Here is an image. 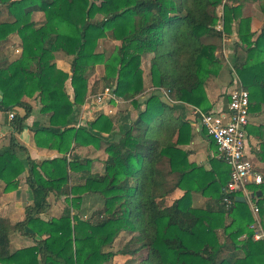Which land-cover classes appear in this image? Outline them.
I'll return each mask as SVG.
<instances>
[{"label":"trees","instance_id":"16d2710c","mask_svg":"<svg viewBox=\"0 0 264 264\" xmlns=\"http://www.w3.org/2000/svg\"><path fill=\"white\" fill-rule=\"evenodd\" d=\"M240 1L0 0V46L17 36L21 47L16 60L0 67V112L6 118L13 113L8 143L0 147V184L5 193L17 190L27 169L32 199L22 221L0 218V264H104L114 255L128 258L127 264H264V240H253L247 203L236 201L238 194L229 207L223 204L227 165L214 157L207 170L190 162L184 149L193 134L183 106L213 112L207 86L223 70L214 53L224 34L234 31L238 39L232 63L249 94V113L264 104V24L257 35L251 33ZM220 21L223 29L217 31ZM106 37L120 43L109 55L97 51ZM57 52L72 57L70 74L57 68ZM148 55L151 86L167 91L174 103L158 92L140 99L141 61ZM97 65L104 67V86L134 110L122 132L116 133L114 120L104 114L73 125L87 98L88 74ZM232 85L231 79L229 90ZM25 98L35 99L38 114L48 120L47 127L30 128L35 146L59 156L32 160L15 139L33 112ZM102 135L112 137L104 142ZM208 144L216 154L211 138ZM103 145V175L90 172L91 160L69 157L75 147ZM75 174L82 184L72 183ZM248 188L255 196L263 190ZM176 190L181 197L164 204ZM193 193L208 200L205 208L193 207ZM89 194L102 205L90 219L72 214L69 206L57 218H43L50 196H71L79 209ZM263 203L257 198L261 219ZM121 232L128 241L117 253L107 252ZM12 234L32 244L11 251ZM233 251L237 258H225Z\"/></svg>","mask_w":264,"mask_h":264},{"label":"crops","instance_id":"0c3cea01","mask_svg":"<svg viewBox=\"0 0 264 264\" xmlns=\"http://www.w3.org/2000/svg\"><path fill=\"white\" fill-rule=\"evenodd\" d=\"M18 37L12 36L9 38V40L5 43H3L0 46V51L2 52L1 55L5 57V61L0 63V67L3 66V64L11 63L14 60H16L20 54H21V48L18 44ZM55 64L58 69L64 71L65 73L70 74V65L68 63V59L66 56H64L63 53L57 52L55 53ZM211 86V85H210ZM208 86V98L210 99L211 103L213 104L212 111L217 112H225L228 107L229 102V96L228 92L229 89L227 88L225 92H223L224 96H221L218 91L211 92L212 87ZM215 86V85H213ZM68 94L71 96L70 89L68 90ZM2 96L0 93V100ZM32 108L33 112L30 118L26 121L25 125L26 127L20 134H14L15 139L17 142L26 149L27 155L32 160L41 161L44 159H51L54 157L59 156V154L54 150H49L45 148H37L34 143L33 139V132L31 131V127L34 125V123H39L43 127L48 126V120L46 116L39 115L38 106L36 105L35 99H24ZM192 109L193 107L185 105L183 106V113L182 117L185 120L192 121L191 127H192V134L193 139L192 141L184 147L186 151L189 153V161L194 162L195 164L199 166L205 167L207 170H210V159L216 157L215 149L208 144V137L202 132L201 128L195 124L196 122H193L192 117ZM18 113H22L20 109L15 110ZM91 113V111H89ZM130 115L121 116L117 120L115 131L122 132L125 128L126 120L129 121L131 119H134L135 113L133 115V112H130ZM90 115H86V118H90ZM112 118V117H111ZM126 119V120H125ZM9 118H6L5 115H3L0 112V147L5 146L8 143V137L11 133V128L9 125ZM89 121L91 119H88ZM246 132V154L251 159V161L254 164V168L257 174H259L262 178V184L256 185L262 186L264 192V104L261 105L260 109L256 112H250L249 113V123L248 126L245 129ZM112 135H102V138L104 139V142L107 140H110ZM82 152L89 154V159L93 160V165H102V162L98 159H101V155H104V152L102 148L97 149L92 146L88 147H80V148H74L73 154H81ZM22 160L26 159V154L19 152ZM217 158V157H216ZM218 159V158H217ZM28 176V170L24 172V174L21 175L19 182L20 187L16 192H12L9 194H1L0 193V218H4L10 221L11 224H15L19 221H22L25 218V208L27 206L32 205V199H31V191L26 184V178ZM254 185V184H251ZM182 191L176 190L171 195H169L164 202L168 200L167 204L171 203V200L169 197L176 196L174 199H177L181 197ZM180 194V195H176ZM63 197L57 198L54 196L49 197V203L50 208L47 211V213L43 216L44 219H47L49 212L51 210V207L53 206V210L57 209L56 204L60 205L61 200ZM172 199V200H174ZM263 199V198H262ZM54 201V202H52ZM208 200L205 197H202L199 193H193L192 194V205L195 208H205L206 202ZM25 202V203H24ZM54 204V205H53ZM250 210V209H249ZM251 213V210H250ZM252 214V213H251ZM52 218L59 217L60 213L59 211L55 210L52 214ZM262 226L264 227V218L261 219ZM229 223V219H225V224ZM216 233L220 237L221 241L223 240V229L218 228L216 230ZM19 238V237H17ZM20 238H22L20 236ZM244 238V236L242 237ZM240 254V253H239ZM238 254L237 251L233 252H226L225 258L235 259L237 258Z\"/></svg>","mask_w":264,"mask_h":264},{"label":"rangeland","instance_id":"374dc122","mask_svg":"<svg viewBox=\"0 0 264 264\" xmlns=\"http://www.w3.org/2000/svg\"><path fill=\"white\" fill-rule=\"evenodd\" d=\"M240 7H241V17L244 18H249L250 19V32L253 33L254 35H257L263 24H264V13L261 11L260 5L263 4L262 0H241L240 2ZM235 4L234 6H236ZM99 18V17H98ZM222 23V21H220ZM219 25V23L217 24ZM217 27V26H216ZM233 30V29H232ZM238 39L236 37L235 32L233 31L232 34H224L222 39L220 41H216L217 49L214 53L216 58L219 60L220 64L223 66V70H221L220 75L213 79L212 81L209 82L208 86L212 87L211 92L218 91V93L221 96L223 95V92L228 88L229 82L232 79V71L230 68L233 67V54L235 52V42H237ZM19 42V39H18ZM98 52H105V54L109 55L114 51V49L119 46V42L113 40L110 37H106L104 39H101L98 42ZM19 44V43H18ZM20 46V44H19ZM21 48V47H20ZM1 52V51H0ZM2 53V52H1ZM66 56V55H64ZM68 59V63L70 65L72 57L66 56ZM151 56H144L141 61V69L143 71V80H144V91L141 94L140 99H144L151 95L152 93L158 92L157 89L151 86L150 80H149V62H150ZM105 75L104 72V67L102 65H97L94 68V71L90 74H88L89 80H88V94L87 98L85 100L84 105L79 109V112L77 114V123H74L73 125L76 127V125H84L87 124L94 119L100 114H104L108 117H112V119L115 122V128L117 124V120L121 116H126L130 115V112H133L134 115V110L132 108V105L130 101H124L118 97L115 99L110 98V94H106L105 90L107 87L104 86V83L102 82V78ZM215 85V86H213ZM207 86V87H208ZM110 89V88H109ZM208 90V88H207ZM101 99V100H98ZM99 101H102L101 103ZM91 111V113H89ZM86 115H90V118H86ZM88 119H91L90 121ZM126 120V119H125ZM104 147L105 145L101 146L103 152H104ZM99 148V149H100ZM74 151V149H73ZM72 151V152H73ZM70 153L69 157L71 158L73 155H77L80 159L82 160H90L89 159V154L82 152L81 154H73ZM101 159L99 158L98 160L102 162V165H93L91 163L90 165V172L92 174H97V175H103L104 174V161L106 159V153L104 152V155L100 156ZM93 162V160H91ZM76 174L74 175V178L72 180V183L74 185L76 184H82L83 180H80L77 178ZM20 179V178H19ZM18 179V181H19ZM20 187V182L17 190ZM3 186L0 184V193L1 194H9L5 193L2 191ZM182 193V192H181ZM180 195V194H176ZM176 196H173L172 198L169 197V199L172 201ZM61 200L60 205L58 203L56 204V208L53 210V206L51 207V210L48 215V219L52 218L53 216L51 215L55 210L59 211L61 214L63 210L69 206L72 214H78L82 219H90L97 211L101 210V202L98 198L97 195H87L84 197L82 203L79 206V209H75L72 206V197L69 196L68 199H65L64 197ZM54 202V201H52ZM1 203V202H0ZM25 203V202H24ZM168 200L164 202V204H167ZM163 204V205H164ZM54 205V204H53ZM169 205V204H167ZM264 231V227H263ZM19 237V238H17ZM20 238L19 234H12L11 235V251H15L19 248L29 246L32 244L31 240H29L26 237L21 236ZM129 236L121 232L118 237L113 241V244L109 247L106 248L107 252H112V253H117L123 246L124 244L128 241ZM127 259L128 258H123L119 255H114V257L107 263L104 264H127ZM138 261V260H137Z\"/></svg>","mask_w":264,"mask_h":264},{"label":"built area","instance_id":"2783aa9c","mask_svg":"<svg viewBox=\"0 0 264 264\" xmlns=\"http://www.w3.org/2000/svg\"><path fill=\"white\" fill-rule=\"evenodd\" d=\"M222 23L219 22L216 30L222 31ZM232 71L233 85L228 92L229 102L225 112L203 113L198 109H192V117L196 118L197 124L204 129L206 136L211 138L216 145V157L222 160L229 168V180L224 189L223 204L229 207L236 196L245 199L253 216V224L250 229L253 231V240H264L263 226L260 220L259 207L256 204L257 197L248 188L249 185H261L262 178L256 173L254 164L246 154V132L249 123V94L240 83L234 68ZM170 103L169 93L163 89H157ZM106 94L115 99L112 89L107 88ZM101 100V99H98ZM100 103L102 101H99ZM13 113L9 114V119ZM79 127V125H76ZM264 209V203L262 204Z\"/></svg>","mask_w":264,"mask_h":264},{"label":"water","instance_id":"95a60500","mask_svg":"<svg viewBox=\"0 0 264 264\" xmlns=\"http://www.w3.org/2000/svg\"><path fill=\"white\" fill-rule=\"evenodd\" d=\"M256 197L257 198H263L264 199V192L263 191H258L256 193ZM235 200L238 201V202H242V203L245 202V199L243 197H236Z\"/></svg>","mask_w":264,"mask_h":264}]
</instances>
